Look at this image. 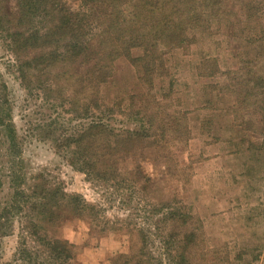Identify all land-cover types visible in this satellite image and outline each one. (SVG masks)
Segmentation results:
<instances>
[{
	"label": "rangeland",
	"instance_id": "1",
	"mask_svg": "<svg viewBox=\"0 0 264 264\" xmlns=\"http://www.w3.org/2000/svg\"><path fill=\"white\" fill-rule=\"evenodd\" d=\"M0 1L7 12L18 4ZM217 10L221 19L208 34L188 31L183 50L160 48L159 55L167 53L158 60L164 78L153 89L129 62L119 61L98 101L88 92L95 93V82L84 81V68L68 62L32 69L31 82L44 83L23 85L16 65L26 55L10 51L7 27L0 26V79L18 147L9 154L0 139V215L13 202L0 218L7 226L0 229L6 232L0 264H30L24 260L30 254L47 264L41 253L57 240L71 247L67 264H264V103L258 87L264 0H230L226 16ZM50 17H43V27ZM41 23L35 21L37 29ZM211 65L220 74L210 77ZM88 100L96 116L99 109L110 114L120 133L144 124L155 146L120 157L128 164L111 184L90 181L70 166L67 153L42 129L73 112L77 120L87 118ZM55 186L86 201L84 219L55 227L35 216L38 204L50 202L43 188ZM18 192L28 202L24 214L15 210Z\"/></svg>",
	"mask_w": 264,
	"mask_h": 264
},
{
	"label": "trees",
	"instance_id": "2",
	"mask_svg": "<svg viewBox=\"0 0 264 264\" xmlns=\"http://www.w3.org/2000/svg\"><path fill=\"white\" fill-rule=\"evenodd\" d=\"M13 1L18 3L17 7L13 8V11L17 10V14H12L13 11L7 12L5 7H0V26L7 27V44L10 51L16 56L21 53L26 55L22 62L16 65L23 85L33 84V87L39 88L44 83L39 78L37 82H31L32 69L37 70L38 67H42V70H50L58 61L68 62L84 68L81 72L84 81L95 82V93L93 94V90L90 89L88 92L98 101L101 99L102 87L111 81L116 63L119 61L129 62L132 68H135L141 83L153 89L155 81L164 78L161 76L163 66L161 63L158 64V60L163 59L167 53L161 52L160 56L158 53L160 48L170 53L178 49L183 50V46L189 43L188 31L194 30L195 35L208 34L221 19L222 13L217 8H223L226 16L230 0ZM43 17L46 20H48L46 17L51 18L45 27H43ZM250 18L253 17L250 15L248 19ZM26 19L28 22H24ZM36 20L42 22L39 29L35 26ZM97 24L101 28L98 32L95 27ZM101 31L104 33L102 34ZM54 44L57 46L52 50L50 46ZM26 49H29V52L26 53ZM33 50H40L41 53L33 54ZM218 74L220 68L211 65V74L208 75L214 77ZM261 82L258 87L261 90L263 104L264 76ZM129 97L132 100L131 94ZM94 103L88 100L87 118L77 120L73 112L71 118L60 116L59 122L45 123L42 129L54 139L58 150L67 153L70 166L83 173L90 181L95 179L96 182L111 184L114 178L118 179L122 175V169L128 164L129 158L122 161L120 157L125 154L130 156L131 153L133 155L136 151L147 154L155 149V146L144 124L141 123L139 127L120 133L116 130L114 121L109 120L110 114L106 111L101 112L100 106L99 116H96L91 106ZM120 108L131 111L129 107L123 105ZM174 132L181 134L177 127ZM0 139L4 140L9 154L18 148L14 126L11 123L7 88L1 79ZM143 178L149 179V176ZM43 191L47 192L50 202L42 201V205H37L34 209L36 217L55 227H59L72 217L79 219L86 217L85 213L89 205L81 197H69L66 193H62L63 190L58 186L53 190L43 188ZM22 195L24 194L20 192L14 194V197H20L22 203L15 210L24 214L27 212L25 207L28 202H23L26 196ZM12 203L11 201L10 205ZM49 203H51L49 207H46L45 205ZM9 206L3 211L10 213L13 206L8 210ZM3 211L0 218L4 215ZM2 228L6 229L7 226L0 222V229ZM36 229L40 230L41 226L38 225ZM4 234L6 232L0 230V239ZM70 248L67 241L48 242L41 253V259L47 264H67L72 258L68 255ZM22 256H28L29 259L24 260H28L30 264H38V261L30 257L31 254L26 256L22 252Z\"/></svg>",
	"mask_w": 264,
	"mask_h": 264
}]
</instances>
